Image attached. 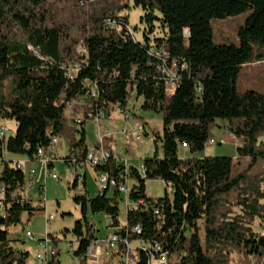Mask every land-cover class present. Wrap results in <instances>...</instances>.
Here are the masks:
<instances>
[{
	"label": "trees",
	"instance_id": "1",
	"mask_svg": "<svg viewBox=\"0 0 264 264\" xmlns=\"http://www.w3.org/2000/svg\"><path fill=\"white\" fill-rule=\"evenodd\" d=\"M120 1L0 0V117L17 123L16 135L5 141L6 151L32 159L60 137L69 149L65 162L75 154L83 164L90 150L87 121L79 125L77 120L85 117L86 106L111 114L116 105L128 110L134 96L142 98L143 110L163 116V135L156 144L162 143L164 158L146 159L145 174L129 166L134 184L129 185L132 210L125 221L117 189L112 197L113 189L90 199L83 181L85 193L74 197L83 216L72 231L79 243L74 259L87 264V250L99 239L88 220L91 212L108 216L115 232L142 244L131 255L132 264H150L152 251L141 247L154 244L161 247L156 257L166 255L168 264H264V236L253 227L257 220L264 222V94L237 89L241 69L253 61V45L264 46V0H128L144 10L151 27L144 42L136 40L122 16L130 4ZM249 10L238 33L240 46L215 45L212 21ZM110 19L120 27L108 26ZM155 23L160 36H154ZM161 62L178 64L174 86L167 84ZM61 65L78 71L70 78ZM88 81L98 86L95 100L87 97ZM68 103L75 105L72 111ZM219 119L243 141L237 155L199 156ZM180 145L190 157L180 158ZM12 162H3L0 176V191L7 190L5 214H0V264H28L30 253L14 245L10 231L25 213L31 217L44 209L25 194L30 177ZM103 169L116 177L124 166L113 158ZM150 180L170 184L173 192L166 189L163 198H149ZM72 181L77 189V178ZM13 192L18 198L11 200ZM139 226L141 233H133Z\"/></svg>",
	"mask_w": 264,
	"mask_h": 264
},
{
	"label": "rangeland",
	"instance_id": "2",
	"mask_svg": "<svg viewBox=\"0 0 264 264\" xmlns=\"http://www.w3.org/2000/svg\"><path fill=\"white\" fill-rule=\"evenodd\" d=\"M128 7L123 12L129 20V24L133 29L134 36L137 41H145V33L149 34L150 25L144 21L145 12L141 7H135L128 0H121L120 5ZM252 11L229 17L226 19H216L212 21L213 42L217 46L234 45L240 46L238 33L241 27L246 24L248 17ZM161 28L159 23H155V35L160 36ZM149 36H151L149 34ZM18 42H23V37L14 38ZM254 58L253 61L241 69L237 80V89L240 94L249 91L264 94V46L260 44L253 45ZM83 54L82 50H78ZM174 87H169V93H173ZM143 99L134 96L128 106L132 119H125L119 111H113L107 115V120L102 123L105 131L102 135H109L116 146V156L119 160L126 161L129 166L139 170L142 174V164L157 154L160 159L164 158L162 143L156 144L158 136L163 135L164 121L161 114L145 111L142 109ZM6 128V140L16 135L17 123L12 120H1ZM227 123L219 119L216 127L213 129V138H225L226 144L217 145L214 150L206 149L199 156H218V157H235L237 148L242 142L236 137L231 136L226 128ZM87 144L96 146L98 142L97 126L92 121L86 123ZM140 138H139V137ZM264 141V139H263ZM2 146L0 143V150ZM67 142L61 139V145L57 149L55 171L60 179L55 181L51 178L46 179L43 169L35 166L36 175L34 176V187L26 190L28 197L33 201L34 206L40 201H46V208L43 211L36 212L34 216L25 213L22 223L13 227L10 231V238L14 245L23 251H27L34 260L40 252H45V247L40 243H45L47 236L51 235L57 239V250L59 251L58 259L61 264H77L74 259L73 251H76L79 243L77 237L73 234L75 224L82 220L81 207L74 201V197L78 194V190L73 188V177L71 169L64 163V158L68 153ZM179 156L186 159L191 156L188 148L183 145L179 147ZM7 161L25 160L24 155H15L7 151ZM12 164V163H11ZM28 166L25 164V171L28 173ZM3 168V157L0 151V176ZM79 171V168H78ZM30 173V171H29ZM29 173L27 174L29 177ZM134 184L129 182L130 187ZM43 188V190H42ZM87 197L96 198L100 191L98 188L97 174L89 169L87 173ZM166 185L161 180H150L147 182L146 194L149 198H163L166 195ZM114 194V189L109 192V197ZM123 200L120 203L121 220L125 221V205L126 198L121 195ZM54 216V219L48 224L47 218ZM88 220L94 226L96 237L99 239L107 238L110 232L115 229L110 226L108 216L104 214H92L88 212ZM256 233L264 236V222L257 220L254 224ZM31 232L34 240L26 237V233ZM142 244L133 243V249H137ZM134 252V251H133ZM101 264H123L115 252L103 255ZM132 264V262H130Z\"/></svg>",
	"mask_w": 264,
	"mask_h": 264
},
{
	"label": "built area",
	"instance_id": "3",
	"mask_svg": "<svg viewBox=\"0 0 264 264\" xmlns=\"http://www.w3.org/2000/svg\"><path fill=\"white\" fill-rule=\"evenodd\" d=\"M110 27H120V24L117 20H108L105 22ZM132 28L129 27V30ZM29 50L33 52V54L41 59L42 56L40 55L39 51H36L33 46L28 47ZM166 52H163L162 55H166ZM61 68L66 71V75L70 78H73V76L76 74L78 70L75 71H67L63 68L61 65ZM159 69L162 71V73L165 76L166 82L169 86H174L176 82L179 79L178 74V64H164L161 62L159 65ZM86 88H87V97L89 99L95 100L99 96L98 86L95 82L88 81L86 82ZM201 88V87H198ZM74 104L68 103L67 104V110L72 111L74 109ZM116 110L119 111L125 119H132L130 115L129 110L123 109L120 105L115 106ZM107 115L109 113L101 108H98L94 105H87L86 111H85V117L78 119L77 124H82L84 120L86 121H92L97 126V132H98V142L96 146L92 147L86 157V160L83 164H85L89 169L93 170L97 174V182H98V188L100 192L111 190L113 188L117 189L122 195L126 198V205H125V213L127 214L128 211L132 210V205L129 202V194H130V187H129V164L126 161H122L121 163L124 166V170L118 174L116 177L109 176L103 168H105L109 162L113 158L116 157V146L115 145H107V139L110 138L109 135H102V132L105 131V127L102 125L104 121L107 120ZM2 118L0 117V121ZM6 132L7 128L0 123V143H1V155L3 157V162L7 160L6 154V147H5V141H6ZM231 136L233 134L230 133ZM139 137V136H138ZM235 137V136H234ZM140 138V137H139ZM225 138L220 139H210L207 143L206 149L214 150L217 145H223L226 144ZM61 145V138L60 137H54L51 141V143L47 147H43L38 149L35 156L31 159L26 157L24 161H14L12 162L13 167L20 171H26L25 164L26 165H36L40 166L45 174L46 179H53L55 181H58L60 179L59 175L56 173L55 169L53 168V162H54V156L57 153L58 147ZM65 161V160H64ZM69 168L71 169V175L72 177L77 178V190L78 194L82 195L85 193L84 185H83V178L81 175L78 174V168L79 165L77 162V158L75 154H70L69 159L67 162ZM142 169V168H141ZM145 170H142V174H145ZM36 175L35 168L31 169L30 171V180L27 182L26 190L29 188L34 187V176ZM166 189L169 194H171L172 188L170 184H165ZM29 187V188H28ZM25 190V193H26ZM43 190V188H42ZM22 193V192H21ZM22 195V194H21ZM27 195V194H26ZM28 196V195H27ZM9 198L11 200L18 198V193L13 192L9 195ZM24 198V196H22ZM21 198V202L25 201ZM7 199V190L5 188H2L0 191V214H5L6 209V200ZM36 207H40L42 209L46 208V201H40ZM54 219V216H50L47 218V223L49 224ZM133 233H141V227H137L132 230ZM128 233V232H127ZM26 237L30 240H34V235L31 232L26 233ZM40 246L45 247V252H40L36 258L35 262L34 260L28 261V264H49L51 261H56L59 256V251L57 250V247L53 245L52 240L49 238V236L46 237L45 243H40ZM133 243L128 239V237H123L119 233L113 231L110 232L105 239H97L93 241L86 253V259L87 264H101L103 255H108L110 252H115L117 254L120 253V260L123 264H130L131 262V255L135 253L136 249H133L132 247ZM141 248L144 250H151V259L150 264H168L166 255H163L160 258L156 257V252L161 251V247L158 244L154 245H144ZM134 251V252H133ZM74 254V253H73ZM75 261L79 262V260L76 258Z\"/></svg>",
	"mask_w": 264,
	"mask_h": 264
},
{
	"label": "crops",
	"instance_id": "4",
	"mask_svg": "<svg viewBox=\"0 0 264 264\" xmlns=\"http://www.w3.org/2000/svg\"><path fill=\"white\" fill-rule=\"evenodd\" d=\"M88 122V121H87ZM85 128H86V125H85ZM242 143H243V141L242 140H240ZM107 145L108 146H110V145H114V143H113V140H110V138H108L107 139ZM94 147V146H93ZM92 148V146H90V149ZM69 154V152L67 153V155ZM66 155V156H67ZM65 156V157H66ZM27 156H25V158H26ZM117 157V156H116ZM16 161H21V160H16ZM64 163H65V161H64ZM55 164H56V155L54 156V162H53V168L55 169ZM66 165H67V167H69L68 166V164L67 163H65ZM36 165H33V164H30L29 166H28V173H29V171H31V169H33L34 167H35ZM88 170H89V168L85 165V164H81V165H79V171H78V174L79 175H81L82 176V178H83V180L85 181V184H86V192H87V173H88ZM26 171H27V169H26ZM28 173H26V174H28ZM28 176V175H27ZM29 176H30V173H29ZM33 182H34V179H33ZM88 193V192H87Z\"/></svg>",
	"mask_w": 264,
	"mask_h": 264
},
{
	"label": "bare ground",
	"instance_id": "5",
	"mask_svg": "<svg viewBox=\"0 0 264 264\" xmlns=\"http://www.w3.org/2000/svg\"><path fill=\"white\" fill-rule=\"evenodd\" d=\"M74 179L76 178V177H73Z\"/></svg>",
	"mask_w": 264,
	"mask_h": 264
}]
</instances>
